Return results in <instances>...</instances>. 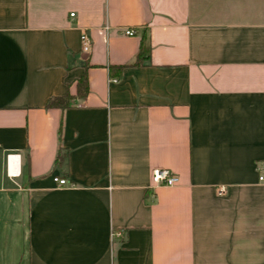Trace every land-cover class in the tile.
Masks as SVG:
<instances>
[{
  "label": "crops",
  "instance_id": "crops-1",
  "mask_svg": "<svg viewBox=\"0 0 264 264\" xmlns=\"http://www.w3.org/2000/svg\"><path fill=\"white\" fill-rule=\"evenodd\" d=\"M0 264H264V0H0Z\"/></svg>",
  "mask_w": 264,
  "mask_h": 264
},
{
  "label": "built area",
  "instance_id": "built-area-1",
  "mask_svg": "<svg viewBox=\"0 0 264 264\" xmlns=\"http://www.w3.org/2000/svg\"><path fill=\"white\" fill-rule=\"evenodd\" d=\"M71 14L73 15L74 12H71ZM125 32L127 34L133 35V34L137 33V30L133 27H127L125 29ZM81 38L83 41V49L85 51H89L91 48V38H90L89 34L85 31L82 33ZM8 159H9V166H10V171H11V166H13V160L16 161V163L18 164L19 156L16 153H9ZM13 173H15V172H13ZM152 175H153L154 185H160V184L174 185V184L178 183V181L180 180L179 174L177 172H175L174 170H172L171 168H168V167L155 168L153 170ZM260 177L263 178V175H261ZM53 178L59 185H67L69 183V180L66 177H60L58 175H54ZM219 191L222 193L224 191V189L220 188ZM117 233H119V232H117Z\"/></svg>",
  "mask_w": 264,
  "mask_h": 264
},
{
  "label": "trees",
  "instance_id": "trees-1",
  "mask_svg": "<svg viewBox=\"0 0 264 264\" xmlns=\"http://www.w3.org/2000/svg\"><path fill=\"white\" fill-rule=\"evenodd\" d=\"M150 56H151V42L147 35H143L137 58L135 59V61L132 62V64L144 63V60L146 58L150 59ZM125 65L126 64L119 65L117 66V68H119V70L121 71ZM87 91H88V78H87V73L84 72L78 81V96L85 95ZM75 97L76 96L70 92L64 95L51 96L48 99L46 105L59 106L61 108H65L72 104ZM63 154L64 153L60 150L58 153V157H62Z\"/></svg>",
  "mask_w": 264,
  "mask_h": 264
}]
</instances>
